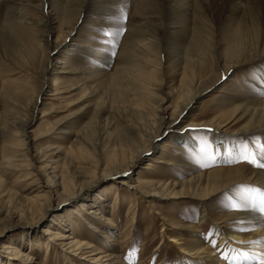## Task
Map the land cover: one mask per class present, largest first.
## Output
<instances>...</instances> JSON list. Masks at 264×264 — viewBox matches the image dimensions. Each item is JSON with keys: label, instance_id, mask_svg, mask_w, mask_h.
<instances>
[{"label": "rangeland", "instance_id": "rangeland-1", "mask_svg": "<svg viewBox=\"0 0 264 264\" xmlns=\"http://www.w3.org/2000/svg\"><path fill=\"white\" fill-rule=\"evenodd\" d=\"M139 1L0 0V264L9 262L1 247L8 241L19 242L31 264H93L91 257L99 256L103 264L108 253L117 264H211L205 252H184L169 235L181 242L202 239L215 259L235 228L245 234L255 228L251 220L236 219L221 232L218 214L249 213L226 207L225 197L243 183L205 202L151 200L131 185L134 178L181 185L213 168H258L237 160L241 152L264 151L260 133L232 134L212 125L224 123L264 72V57L228 70L225 38L237 28L225 24L252 27L254 18L264 21V8L253 13L246 4L210 0L211 9L203 10L198 0H183L169 15L164 1ZM75 20L74 33L66 35ZM242 29L248 35L262 28ZM126 44L136 50L126 51ZM122 66L128 73L111 81ZM198 87L205 90L180 118L185 140L171 131L156 135ZM150 142L154 148L130 169L99 177L109 163ZM124 179L128 184H119ZM185 224L195 231L182 229ZM43 227L70 236L45 244L43 236L55 233L43 235ZM217 230L210 237L214 248L206 238ZM70 240L75 245L66 244ZM83 244L94 254L83 255ZM232 245L229 240V256H235Z\"/></svg>", "mask_w": 264, "mask_h": 264}, {"label": "bare ground", "instance_id": "bare-ground-1", "mask_svg": "<svg viewBox=\"0 0 264 264\" xmlns=\"http://www.w3.org/2000/svg\"><path fill=\"white\" fill-rule=\"evenodd\" d=\"M141 1L142 0H140L139 2L142 3ZM161 1L166 2L165 6L167 9V14L170 15V14L174 13L173 6L176 4H180L183 0H161ZM227 1H229V4H231V6H234L236 8H239L240 6L246 4L245 7L249 8L250 11H252L253 13H255L256 8H260V7L264 8V3L262 4L260 2V0H227ZM148 2H150V1H148ZM209 2H210V0H198V2L196 4H198V6L201 7L203 10H207V8L211 7ZM84 7H85V5H84ZM68 8H70V7H68ZM137 8H139V7H137ZM66 10H67V8H66ZM80 10L81 9H79L78 11H80ZM68 11H69V9H68ZM140 11H141V9H140ZM69 13H68V15H66L67 18H69ZM200 16H202V15H200ZM200 16H199V18L201 19ZM261 16H264V11L262 12ZM255 20H256V22L253 23L252 27H247L245 24H243V22L225 24L226 28H237L235 31H233L232 35L225 38V40L227 39V42L225 41V52L224 53H226V56H228V58H230L227 61L225 60L226 62L229 63L228 67H227L228 70L234 66H240L242 64L250 63L253 61L257 62L264 57V21L261 20V17L258 19L254 18L253 21H255ZM67 22H68V20H67ZM197 23H199V21ZM200 24H202V23H200ZM75 25H76V20L74 21V23L70 27H68V25H67V27L69 29H68L66 35H68L70 33H74L73 28L75 27ZM243 25H245V26L243 27ZM192 26H194V28H203V27H201L202 25H197L195 23L192 24ZM242 28H262V29L261 30L259 29V31H256L255 29H251L248 33V35H249L248 36L247 34H244V30ZM201 42L203 45H199V49L202 51L203 48H205L206 46L204 45L202 39H201ZM124 47H126L125 48L126 51H129V50H131V48H134V47H132V45H127V44H126V46L124 45ZM70 49L74 50L75 47H70ZM69 54H72L73 56L75 55L73 52L69 53ZM57 63H62V61L58 60ZM223 66H224V64H223ZM125 73H128L127 68L123 67L118 72H116L115 74H113L109 77H110L111 81H114L116 83L118 81L117 79H119L122 74L124 77ZM252 84H255L257 86L252 87L251 88L252 90L249 89V91L247 92L248 94H246L247 96L245 97L246 98L245 101L243 103H241L240 105L236 106V108L231 112V115L223 121L224 123H220L219 120H217L219 123L215 122L214 125H212V126H215V128L218 130L222 129L221 131H224L227 128H231L230 131L232 132V134L250 135L253 133L254 134L260 133L262 135L263 147H264V72H263L260 80L259 81L256 80ZM199 88H201V87H198L197 90H195L191 95H186V99L184 100L185 102L180 104V108L176 111L174 116L169 118V120H167L164 124L162 123L163 124L162 126H159L161 128L156 133V135L161 134L163 130H164V133L171 131V132L175 133V138L177 137V138L182 139L185 132L182 133V129L181 128L178 129L179 124H180V122H182V119L185 118L187 113H188L187 105L194 100L196 95H200V93L205 90V88L202 90H200ZM182 95H185V94L183 93ZM180 118H182V119H180ZM220 118H218V119H220ZM215 119H216V116H215ZM188 126H190V125H185L186 128ZM156 135H154V136H156ZM154 138L155 137H152V139H154ZM186 139H187V142L189 143V145H192L194 143V139L191 136L187 135ZM183 140H185L184 137H183ZM167 144L168 143H164V145H166V146H167ZM151 147H153V145L150 142L147 147H144V146L143 147H137L135 152L131 153V155L134 154V156L129 157L128 159H124V160L122 157L117 162L109 163L108 167H106L105 169H103V171H101L99 177H102L101 179H107L109 177H112L113 175H120L124 171L130 169L131 166L136 162L137 159L139 161V160L146 158V154L149 153V150ZM262 159H264V157ZM173 163H174L173 161H169L167 163V165L173 164ZM204 174H205L204 172L199 173L198 175L191 177V179L188 180L186 183H184V182H183V184L181 183V185H179V183H177V182H172L171 184H169L168 182L165 183V182H162L159 180L154 181V180H147V179H140V178L135 179L134 178L133 180L135 181V184H133L131 186L134 187L139 193H141V194L143 193L144 196L150 198L151 200L154 198L155 199H172V198H179V197H189V198H196V199L202 200L204 202H205V200H207L209 198L210 195H212L218 191H223V190L227 189L228 187H230L231 185L236 184V183H243L245 185H256V186H259L260 188H264V168H257L255 170H249L248 171L243 166L221 167V168H213V169L207 171L206 172L207 176ZM203 175L206 176L205 181H203L200 178L201 176L203 177ZM196 178H199V180H196ZM119 184H128V182L124 179V180H120ZM178 185L181 188L179 191H176L175 188ZM63 190L65 191V189H63ZM63 197H65V196H63ZM81 209H83V207ZM91 212L95 213L94 211H91ZM217 217L220 220L219 223H220V228L222 229L221 232L225 230V228H223V227L228 226V223L230 221H233L236 219H239V221L240 220H245V221L251 220L255 225V228L246 234L243 232H239L235 228V230H233L230 233V236L228 237V239L231 240V243H233V245H234V246L232 245L233 246L232 248H235V250H236L234 255L237 256V254H239L238 255V264H239V261L243 259L244 253L253 252L254 250H256L260 247L259 245H248V244H237L236 243V241H239V240H260V239H264V219H262L256 213L253 212V213L239 214V212H237V213L225 212V213L218 214ZM201 219L203 220L204 217H202ZM53 223L56 226L54 229L60 228V225H58V222H53ZM30 224H32V223H30ZM188 226H189L188 224L187 225L185 224L184 226H182V229L185 228L187 231H195V230H193V228L188 227ZM89 227H90V225H89ZM41 233L43 235H51L52 233H55L54 238L43 236V239L46 241L45 244H49V242L54 243L55 242L54 239H56L58 237H61V238L67 237L68 238V236H70V235H64V236L58 235L57 230H50L48 227L47 228L43 227L41 229ZM169 236L172 237L170 240L172 242L178 244L179 248L182 249L183 251L186 250L187 252L192 253L191 250L193 249V251L195 250L194 251L195 253L200 254L202 252H205L206 253L204 255L205 260L211 259V261H212L211 264H227V263H223V260H221L220 257H216L215 259H213L211 257L213 252L211 253L207 249L208 247H205V244L203 242H201L202 239L200 240V238H197L193 241L191 240V242H193V243L183 242V241H182L183 242L182 243L180 241V239L176 237V233L171 234ZM221 237H223V236H221ZM110 242H111V240H110ZM74 243H76L74 240H70L66 244H69L72 246V245H75ZM235 244H236V246H235ZM114 245H115V241L113 243L111 242V245L107 246V247L113 248ZM243 245H246V246H243ZM185 246L188 248L186 249ZM1 247L5 248L7 250L5 252H8L7 257H6L9 260L8 264H19V263L31 264L33 262L32 261L33 258L29 257L25 253L23 246L17 241H12V242L8 241L7 243L3 244ZM80 247H81V243L76 245V248H74V249L77 250V249H80ZM89 247H91L90 244L87 245L86 247H85V244H83L82 245V253H83V255L90 257L91 255L94 254V252H92V250L86 249ZM104 256H105V258L103 259L104 260L103 264H117L120 261V260L119 261L116 260L117 257L115 255L110 254V253H108ZM18 260L20 261L19 263H18ZM100 260H101V256H99L97 258L91 257V261L94 262L93 264H101ZM0 263H2V262H0ZM244 264H255V261H252L251 259H249L248 261L244 262Z\"/></svg>", "mask_w": 264, "mask_h": 264}, {"label": "snow or ice", "instance_id": "snow-or-ice-1", "mask_svg": "<svg viewBox=\"0 0 264 264\" xmlns=\"http://www.w3.org/2000/svg\"><path fill=\"white\" fill-rule=\"evenodd\" d=\"M118 19V18H117ZM239 151V148H237ZM206 155V154H205ZM264 151L259 153L248 152V154L240 153L237 162H246L254 167L264 168ZM214 159V157H212ZM231 162V161H229ZM233 194L226 196L228 204L226 207H230L233 210H244L249 213H256L262 219H264V188H260L252 185H236L232 189ZM240 231H247V229H240ZM219 230L216 233H209V238L207 242L211 243L214 248L218 247V243L215 239H211L213 235H219ZM237 244H249V245H259L260 247L253 252H246L243 254V259L239 261V264H244V262L251 259L255 261V264H264V239L260 240H239L236 241ZM223 247L226 250L225 253L221 254V259L228 261L229 264H238V255L229 256L227 250H229V240L226 239L223 242ZM235 252V249H231Z\"/></svg>", "mask_w": 264, "mask_h": 264}]
</instances>
